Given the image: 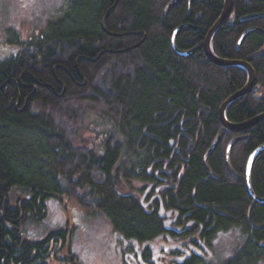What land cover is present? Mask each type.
Instances as JSON below:
<instances>
[{
    "label": "trees",
    "instance_id": "16d2710c",
    "mask_svg": "<svg viewBox=\"0 0 264 264\" xmlns=\"http://www.w3.org/2000/svg\"><path fill=\"white\" fill-rule=\"evenodd\" d=\"M170 1L71 0L45 32L19 40L21 49L0 60V264H47L51 255L78 264L69 228L37 241L22 235L26 221L46 216L50 196L106 215L125 238L186 241L171 250L188 255L174 264H213L206 250L212 239L239 227L245 243L221 264H264V204L245 184L247 158L264 143V118L242 132L224 130L219 107L248 73L212 63L202 47L224 0L167 7ZM182 25L176 48L198 46L188 56L170 44ZM249 28L261 30L239 43ZM211 49L248 61L255 72L226 119L239 123L264 112V0H233ZM87 107L118 134L105 135L101 153L73 143ZM238 135L246 138L233 145L227 167L226 147ZM133 180L152 184L149 192L140 188L142 199L121 189ZM251 186L264 197V150L253 162ZM14 190L23 198L11 205ZM161 207L175 212L169 228Z\"/></svg>",
    "mask_w": 264,
    "mask_h": 264
},
{
    "label": "rangeland",
    "instance_id": "374dc122",
    "mask_svg": "<svg viewBox=\"0 0 264 264\" xmlns=\"http://www.w3.org/2000/svg\"><path fill=\"white\" fill-rule=\"evenodd\" d=\"M70 1L0 0V60L21 49L19 40L27 41L45 32L48 23L60 18ZM107 134L118 137L108 118L103 117L99 110L87 107L80 124L74 127L73 143L86 145L101 153V143ZM143 186L149 192L152 184L136 180L131 183L122 181L121 189L132 191L142 199L143 191L141 193L140 188ZM19 198H23L21 193L12 191L11 205ZM142 202L145 203V200ZM45 203L46 216L37 221H26L21 228L23 237L37 241L52 231L69 228L72 231L71 252L76 255L78 264H174L173 261L181 262L188 256L177 255L171 251L174 247H182L186 241L172 238L168 234L165 235L167 239L162 235L147 241L125 238L113 229L106 215H90L74 199L50 196ZM160 213L167 215L165 224L169 228L175 212L171 213L161 207ZM244 243L245 238L239 227L218 232L206 249L207 259L213 264H221ZM147 248L149 252L145 251ZM58 256H65V252H59ZM150 259L154 263H149ZM45 261L47 264H70L56 259L53 255Z\"/></svg>",
    "mask_w": 264,
    "mask_h": 264
},
{
    "label": "water",
    "instance_id": "95a60500",
    "mask_svg": "<svg viewBox=\"0 0 264 264\" xmlns=\"http://www.w3.org/2000/svg\"><path fill=\"white\" fill-rule=\"evenodd\" d=\"M179 0H171L168 4L167 7H171L172 5H174L176 2H178ZM232 5H233V0H224V4H223V9L220 13V16L218 17V19L216 20V22L212 25V27L208 30L205 38H204V42H203V51L204 54L206 55V57L214 64L220 65V66H232V65H239L244 67L247 70L248 73V78L247 81L245 83V85L240 88L239 90L233 92L230 96H228V98L222 102V104L219 107V117L220 120L223 124L224 130H231L233 132H242L244 129L251 127L252 125H254L255 123H257L258 121L262 120L264 118V112H262L261 114L254 116L248 120H245L243 122H239V123H232L229 122L226 117H225V111L227 106L233 102L235 99L243 96L244 94H246L247 92H249L251 90V88L253 87L254 83H255V72L253 67L251 66V64L248 61L245 60H231V59H223L220 58L218 56H216L212 49H211V38L213 36V34L216 32V30L220 27V25L222 24V22L225 20V18L228 16V14L231 12L232 9ZM103 25V22H102ZM185 25L179 26L177 28H175L172 32L171 35V39H170V44L172 49L179 54L180 56H188L190 54H192L197 48L198 46H195L191 49L188 50H183L180 51L176 48L175 46V37L177 32L182 29L185 28ZM255 30H261L259 28H249L247 29L240 37L239 39V43L240 41L251 31H255ZM246 136L245 135H238L234 138H232L230 140V142L228 143L227 147H226V151H225V162L227 167H229V157H230V152L231 149L233 147V145L241 140V139H245ZM219 138L217 137L213 143V145L210 148V151H212L217 142H218ZM264 150V143L260 144L259 146H257L248 156L247 161H246V165H245V184H246V189L247 192L249 194V196L256 201L257 203L260 204H264V197H258L255 195L252 186H251V170H252V166H253V162L255 160V158L257 157V155L259 153H261Z\"/></svg>",
    "mask_w": 264,
    "mask_h": 264
},
{
    "label": "flooded vegetation",
    "instance_id": "af4514ba",
    "mask_svg": "<svg viewBox=\"0 0 264 264\" xmlns=\"http://www.w3.org/2000/svg\"><path fill=\"white\" fill-rule=\"evenodd\" d=\"M23 104H24V106H25L26 102H24Z\"/></svg>",
    "mask_w": 264,
    "mask_h": 264
}]
</instances>
